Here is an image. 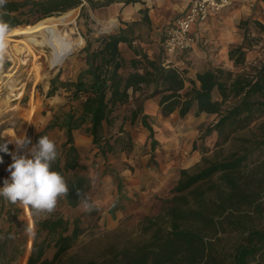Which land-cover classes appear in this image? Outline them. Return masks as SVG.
<instances>
[{"label": "trees", "instance_id": "1", "mask_svg": "<svg viewBox=\"0 0 264 264\" xmlns=\"http://www.w3.org/2000/svg\"><path fill=\"white\" fill-rule=\"evenodd\" d=\"M87 1L97 8L115 0L101 4ZM82 3V0H8L4 18L13 29L62 15ZM85 10L82 6V12ZM142 14L143 21L148 22L146 13ZM136 24L98 34L88 30L89 35L99 37L94 46L89 42L84 49L87 67L76 81H62L60 74L51 80L48 97L66 89L77 102L70 104L63 114L54 116L34 140L36 144L40 136L55 128L65 132V142L56 144L58 156L53 165L66 178L69 189L67 197L59 202L77 208L80 205L77 190L85 194L88 189L85 174L88 167L81 163L74 132L80 130L91 136L92 144L109 159L116 152L117 142L124 139L108 134L116 113L129 102V90L140 91L143 86L155 84L154 92L146 98L161 95L162 116L177 111L180 119H185L194 106L198 116L202 113L217 116L216 122L205 130V136L217 135L215 150L209 154V148L202 147L201 161L179 170L167 199L155 204L157 213L143 219L142 231L148 238L124 248L111 264H264V25L259 21L240 22L242 41L229 48L232 69L211 65L198 73L195 80H187L178 68L147 55L124 59L119 45L131 42L129 32ZM257 47L259 56L248 60ZM186 82L190 85L187 89ZM214 92L218 97H214ZM141 107L131 112L132 124L142 113ZM140 122L150 132L152 145L157 144L148 116L141 115ZM5 144L8 151L0 150V169L9 162L12 150L0 137V149ZM194 149L198 150L195 144ZM35 224L37 233L44 226L47 235H52L56 250L51 259L45 258L52 241L35 242L27 264H61L83 230L78 221L73 222L71 230L69 221L62 216ZM15 236L11 228L0 229V264H11L14 260L8 245ZM68 263L78 261L71 257Z\"/></svg>", "mask_w": 264, "mask_h": 264}, {"label": "rangeland", "instance_id": "2", "mask_svg": "<svg viewBox=\"0 0 264 264\" xmlns=\"http://www.w3.org/2000/svg\"><path fill=\"white\" fill-rule=\"evenodd\" d=\"M104 1L93 0L97 4ZM74 10V24L62 27L61 30L66 33L74 29L75 34L72 36L82 37L84 42L68 55L62 65L50 67L48 59L51 49L48 47L36 48L39 56L37 59L26 52L16 56L10 50L0 63V137L4 138L11 147H13V141L4 132L6 128H12L20 137L33 136L35 133L38 135L40 133L38 123L43 122L42 125L46 127L54 116L66 112L70 104H77L72 99V92L66 89H59L53 97H48L51 80L60 74V80L73 82L72 73L67 77L68 66L82 56L89 42L94 46L96 38L99 37V35H89L88 30H94L96 34L105 30L92 22L89 8H86L84 12L80 6ZM23 60L26 61V65H23ZM4 75L9 76L3 77ZM10 86H14V89L12 90ZM20 94L22 95L19 97ZM9 97L15 100L6 107L3 102ZM169 121L173 129H169V126L163 128L168 124H161L162 131L157 132L159 141L156 140L157 136H154L157 142L155 145H152L149 134L148 137L141 134L133 137L130 133H124L121 135L124 139L117 142L116 152L111 154L109 159H105L94 145L91 151L81 157L82 164L88 167L85 174L89 184L85 195L98 205L96 211L85 212L81 204L77 208H69L58 200L55 210L51 213H37L28 206L30 210V216H28L23 204H13L0 197V207L3 205V210L0 212V229L6 231L11 228L16 234L8 245V249L15 256L11 264H27L34 243H40L44 239L52 241L45 258L53 257L56 250L54 238L52 235H47L44 226H40L37 233L38 227L35 222L49 221L56 216H62L68 220L71 230L74 221H78L83 229L61 264H69L68 260L71 257H75L78 264H111L124 248H131L144 242L148 238V235L146 236L142 231L144 217L157 213L158 208L155 204L158 205L160 201L167 199L170 190L176 184L179 170L193 167L201 161L202 154L197 163L191 165L193 160L184 163L180 160V153L182 152L186 159L197 156L196 153L193 154L194 144L199 151L202 147L209 148V154L215 150L216 139L212 140V136H205L207 126L212 124L211 120L196 115L188 116L187 119L172 117ZM183 121L185 126L182 127ZM113 132L110 128L108 136L116 135ZM32 145L34 144L31 140V144L22 147L21 151L27 150L24 154L29 155ZM227 149L228 147L226 151ZM173 153L177 161L174 164L171 163L172 166L168 163L172 160ZM262 154L264 155V150ZM145 155L148 156V161ZM135 157L138 158L139 163L129 166L130 158L134 160ZM11 163L12 158L9 155V162L0 169V187H3L4 179L10 175L8 165ZM117 166L125 169L129 167L131 171L142 166L146 170L145 177L154 179L157 183L147 184L138 189L129 188L123 175L117 170L121 167ZM17 209H20V212ZM29 219L34 225L31 239L28 232Z\"/></svg>", "mask_w": 264, "mask_h": 264}, {"label": "crops", "instance_id": "3", "mask_svg": "<svg viewBox=\"0 0 264 264\" xmlns=\"http://www.w3.org/2000/svg\"><path fill=\"white\" fill-rule=\"evenodd\" d=\"M82 2L84 8H89L92 22L102 29L107 27L109 30L119 31L120 29H128V25L132 23H137L135 26H131V32H129L131 42H122L119 45L124 59L129 61L135 57L140 58L142 55H147L152 60H160L164 65L165 63H170L171 67H176L181 70L184 78L187 80H195L198 73L205 71L211 65L232 69L233 63L229 59V48L232 44H238L242 41V34L239 28L240 22L242 20L259 21L264 25V0H232L230 5L212 15L204 25H194L192 27V35L198 42L196 47L183 54L182 52L166 54L164 51V54H162V42L167 30L173 25L176 18L183 16L189 10L193 0H137L129 4L125 3L126 0H115L109 5L98 6L97 8H92L87 0H83ZM94 3L97 4L96 2ZM82 6H80L81 9ZM142 11L146 13L148 22L143 21L144 15ZM259 50V47H257L249 55L248 60H253L259 56ZM86 67V53L83 52L77 61H72L71 65L68 66L69 71L67 77L72 73V81H76L79 74ZM189 86V83L186 82V89ZM155 88V84H151L148 87L143 86L140 91L129 90V102L118 110V113H116L118 116L111 124L113 133H116L115 136L130 133L133 137L137 134L148 137L150 132L142 126L140 122L141 115L148 116V121L154 129L155 137L158 135L157 132L162 131L161 124H168L163 128H168L169 126V129H173L169 120L172 117H178L180 119L178 112L176 111L170 116L164 117L159 107L161 95L146 98L154 92ZM214 97H218L217 92H214ZM139 106H142V113L135 123L132 124L131 112ZM124 116H127L126 119H124ZM188 116H196V106L193 107ZM199 117L207 118L212 123L217 120V116L214 114L202 113ZM183 122L182 127L185 126V121ZM42 124L43 122L38 123L39 132L45 129ZM121 129L124 131L122 132ZM107 130V125L104 124V131L107 132ZM27 136L35 144L34 140L37 133L33 136ZM47 136L57 145H61L66 139L65 132L58 128L50 130ZM211 136L212 140L217 138L216 134H212ZM157 137L156 140L159 139V136ZM74 144L78 148L81 157H83L92 150V137L77 130L74 132ZM26 151L23 149L21 154H24ZM191 151L193 150L191 149ZM195 153L197 156H192V158L187 157L186 159L181 152L180 160L184 163L185 161L193 160L191 164L193 165L201 157L199 150H194L193 154ZM175 156V153H173L172 160L169 161L168 165L176 163L177 158ZM145 157L147 160L148 156L145 155ZM120 161L122 162V160ZM138 163L139 160L136 157L134 160L131 158L129 160V166ZM173 164L171 165L173 166ZM117 167L119 168L121 166ZM119 169L117 170L123 175L129 188L138 189L139 187L147 186V184L157 183L156 180L145 177L146 170L142 166L135 168L134 171H131L132 169L129 167L126 169L121 167ZM178 177L179 175H177V180Z\"/></svg>", "mask_w": 264, "mask_h": 264}, {"label": "clouds", "instance_id": "4", "mask_svg": "<svg viewBox=\"0 0 264 264\" xmlns=\"http://www.w3.org/2000/svg\"><path fill=\"white\" fill-rule=\"evenodd\" d=\"M7 3L8 0H0V63L5 58L6 37L11 30L10 22L4 18L7 15ZM14 140L18 148L31 144L26 136ZM0 150L7 152V145ZM29 153H11L12 163L8 165L10 177L4 179L0 197L13 204L30 206L37 213H51L58 200L67 197L69 191L66 178L53 168L58 156L56 144L47 135H42L29 149ZM77 195L83 211L90 213L98 210V205L80 190H77Z\"/></svg>", "mask_w": 264, "mask_h": 264}, {"label": "bare ground", "instance_id": "5", "mask_svg": "<svg viewBox=\"0 0 264 264\" xmlns=\"http://www.w3.org/2000/svg\"><path fill=\"white\" fill-rule=\"evenodd\" d=\"M75 10H70L60 16H52L47 17L39 22L26 25L19 26L11 29L7 34V52L10 53V50L14 53V55L19 56L24 54L25 52L28 54H32L36 59L39 56L36 53V48L48 47L51 49L50 58L48 59L51 68H55L59 65H62L68 55L72 54L75 50H77L80 46L83 45L82 37L74 38L72 35L75 34V30L71 29L69 32L63 33L61 30L62 27H67L69 25L74 24L75 19ZM105 30L107 27H104ZM23 65H26V61H22ZM9 75H4L6 77ZM1 84V82H0ZM13 90L14 86H10ZM22 94L19 95V97ZM13 96V94H12ZM18 97V98H19ZM15 99H11L10 97L4 100V104L6 107L10 106V103ZM5 133L9 135V137L13 141V147L10 152L21 154V148H18L15 143L16 138L20 137L12 128H6ZM24 208L30 216V210L27 205H24ZM29 239H31L34 232V225L31 219H29Z\"/></svg>", "mask_w": 264, "mask_h": 264}, {"label": "built area", "instance_id": "6", "mask_svg": "<svg viewBox=\"0 0 264 264\" xmlns=\"http://www.w3.org/2000/svg\"><path fill=\"white\" fill-rule=\"evenodd\" d=\"M83 1V0H82ZM232 0H193L189 10L176 18L173 25L167 30L162 42L164 53L188 52L197 45L192 35L194 25H204L214 14L231 4Z\"/></svg>", "mask_w": 264, "mask_h": 264}]
</instances>
